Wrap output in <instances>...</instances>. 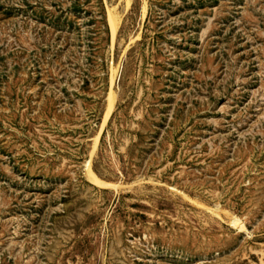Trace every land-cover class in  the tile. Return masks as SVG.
<instances>
[{
  "label": "rangeland",
  "instance_id": "rangeland-1",
  "mask_svg": "<svg viewBox=\"0 0 264 264\" xmlns=\"http://www.w3.org/2000/svg\"><path fill=\"white\" fill-rule=\"evenodd\" d=\"M0 264H264V0H0Z\"/></svg>",
  "mask_w": 264,
  "mask_h": 264
},
{
  "label": "bare ground",
  "instance_id": "bare-ground-1",
  "mask_svg": "<svg viewBox=\"0 0 264 264\" xmlns=\"http://www.w3.org/2000/svg\"><path fill=\"white\" fill-rule=\"evenodd\" d=\"M112 103H113V101H112ZM110 108H111V105H110ZM96 139H97V138H96ZM90 171H91V170H90ZM91 172H92V171H91ZM92 173H93V172H92ZM87 174H88V173H87ZM89 175H91V174H89ZM94 176H95V175H94ZM94 176H90V177H91L92 179H94V180H95L94 182H96V179H95L96 177L94 178ZM88 177H89V176H88ZM100 182H102V181H100ZM104 183H105V182H104ZM97 184H98V182H97ZM100 185H101V184H100ZM104 185H106V183H105ZM236 219H237V218H236ZM236 219H235V220H236ZM237 220H238V219H237ZM234 224H235V223H234ZM235 225H236V224H235ZM240 226H242V227H243V225H242V224H241ZM240 226H239V227H240Z\"/></svg>",
  "mask_w": 264,
  "mask_h": 264
}]
</instances>
